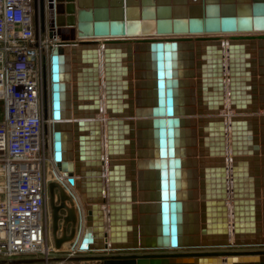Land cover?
I'll list each match as a JSON object with an SVG mask.
<instances>
[{
	"label": "water",
	"instance_id": "water-1",
	"mask_svg": "<svg viewBox=\"0 0 264 264\" xmlns=\"http://www.w3.org/2000/svg\"><path fill=\"white\" fill-rule=\"evenodd\" d=\"M33 7L35 35L51 40L52 159L84 205L78 249L264 244V0H47V8L33 0ZM44 76L45 58V102ZM93 258L264 264L259 251Z\"/></svg>",
	"mask_w": 264,
	"mask_h": 264
},
{
	"label": "built area",
	"instance_id": "built-area-1",
	"mask_svg": "<svg viewBox=\"0 0 264 264\" xmlns=\"http://www.w3.org/2000/svg\"><path fill=\"white\" fill-rule=\"evenodd\" d=\"M50 41L40 30L35 35L33 0H0V258H49L51 250L43 136L44 58ZM51 172L80 210L74 184L57 168ZM82 231L70 254L79 251Z\"/></svg>",
	"mask_w": 264,
	"mask_h": 264
},
{
	"label": "rangeland",
	"instance_id": "rangeland-1",
	"mask_svg": "<svg viewBox=\"0 0 264 264\" xmlns=\"http://www.w3.org/2000/svg\"><path fill=\"white\" fill-rule=\"evenodd\" d=\"M45 81H46V98L44 102L43 97V109L46 106L47 114L44 116L43 121V136L45 139L46 145V156H47V164L50 172L48 173L47 180V196H46V210L48 211L47 218V239L51 245V250L48 255V262H30L25 264H101V261L95 260L93 258L94 255L101 252H108L112 250H104V249H90V250H79L74 254H70L71 245L73 243L74 238L76 237L79 229H82L84 225V205L80 203V210L73 201L72 197L67 194V191L61 186L59 181L54 177L51 172L52 168H56L55 163L52 159L51 152V135H52V122L50 121V75H49V61L48 55L45 59ZM44 79V78H43ZM262 111V110H261ZM2 112L0 110V116ZM63 196V198H62ZM83 207V209H82ZM52 212H59L60 215H63L64 218H60L58 220L59 225L62 228V224L64 228L61 230L60 227L52 228ZM82 213V215H81ZM82 217V220L81 218ZM65 219L67 222L65 223ZM62 221V223L60 222ZM83 221V222H82ZM82 225V226H81ZM232 242V238H231ZM263 247L264 244H228V245H209V246H197V247H178V248H170V247H162V248H144V249H120L116 251H129V250H153L157 252H167L172 250H200V251H210V250H231L237 252H245L244 249L255 248V247ZM114 251V250H113ZM41 257V256H40ZM225 257V255H223Z\"/></svg>",
	"mask_w": 264,
	"mask_h": 264
},
{
	"label": "flooded vegetation",
	"instance_id": "flooded-vegetation-1",
	"mask_svg": "<svg viewBox=\"0 0 264 264\" xmlns=\"http://www.w3.org/2000/svg\"><path fill=\"white\" fill-rule=\"evenodd\" d=\"M136 249H144V248H136ZM120 250V249H119ZM187 250V249H186ZM223 251H229V250H223ZM231 251V250H230ZM243 251H259V252H264V246L263 247H255V248H249V249H244ZM154 252H157V251H153V250H140V251H137V250H129V251H125V252H122V251H116V250H112V251H108V252H101V253H98L96 255H120V256H127V255H140V254H145V253H154ZM95 260H98L100 261L99 258H94Z\"/></svg>",
	"mask_w": 264,
	"mask_h": 264
},
{
	"label": "bare ground",
	"instance_id": "bare-ground-1",
	"mask_svg": "<svg viewBox=\"0 0 264 264\" xmlns=\"http://www.w3.org/2000/svg\"><path fill=\"white\" fill-rule=\"evenodd\" d=\"M227 98V97H226ZM225 98V105H224V109L220 111V114H222L224 117H225V120L228 119L229 117V114H230V111L227 109V105L226 103L228 102V99ZM50 103H51V99H50ZM50 114H51V109H50ZM225 138L228 139L229 138V129L228 128H225ZM213 140V139H211ZM51 152H52V135H51ZM224 156L226 157L227 161L229 160V150L228 148L225 150L224 152ZM227 202V205L230 206L231 204V200H226ZM81 218V217H80ZM83 222V221H82ZM82 226V225H81ZM78 243L79 241L77 242V248H78ZM222 259L225 260V257L222 256Z\"/></svg>",
	"mask_w": 264,
	"mask_h": 264
},
{
	"label": "crops",
	"instance_id": "crops-1",
	"mask_svg": "<svg viewBox=\"0 0 264 264\" xmlns=\"http://www.w3.org/2000/svg\"><path fill=\"white\" fill-rule=\"evenodd\" d=\"M101 114H98V116H100ZM45 207H46V205H45ZM56 214V219L54 220V212H52V228H54V223L56 224V227L58 228V227H60L59 229H63L64 228V225L65 224H62L63 226H62V228H61V226L59 225V223H58V220H60V218L62 217V218H64V216L63 215H60V213L59 212H57V213H55ZM45 216H46V219L48 218V211L46 210V208H45ZM61 223H62V221H60ZM65 223L67 222V219H65V221H64Z\"/></svg>",
	"mask_w": 264,
	"mask_h": 264
}]
</instances>
